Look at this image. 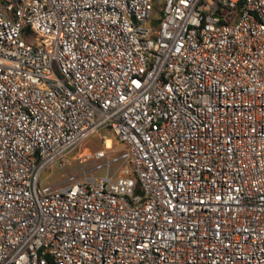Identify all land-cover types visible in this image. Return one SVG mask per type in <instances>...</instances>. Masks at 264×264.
I'll list each match as a JSON object with an SVG mask.
<instances>
[{"label":"built area","instance_id":"obj_1","mask_svg":"<svg viewBox=\"0 0 264 264\" xmlns=\"http://www.w3.org/2000/svg\"><path fill=\"white\" fill-rule=\"evenodd\" d=\"M49 263L264 264V0H0V264Z\"/></svg>","mask_w":264,"mask_h":264},{"label":"rangeland","instance_id":"obj_2","mask_svg":"<svg viewBox=\"0 0 264 264\" xmlns=\"http://www.w3.org/2000/svg\"><path fill=\"white\" fill-rule=\"evenodd\" d=\"M103 137L110 138L111 135L108 132L99 131L80 142L68 153L61 167L50 166L40 172L39 184L55 188L74 179L97 178L105 174L107 159L110 161L109 172L111 173L120 165V161H116L115 158L123 151V146L120 143L110 142L109 148L104 150ZM100 149L104 150L107 159L93 158V153Z\"/></svg>","mask_w":264,"mask_h":264},{"label":"trees","instance_id":"obj_3","mask_svg":"<svg viewBox=\"0 0 264 264\" xmlns=\"http://www.w3.org/2000/svg\"><path fill=\"white\" fill-rule=\"evenodd\" d=\"M153 22H156V20H154ZM110 139H111L112 143H115V144L118 143L112 136L110 137ZM49 264H51V263H49Z\"/></svg>","mask_w":264,"mask_h":264},{"label":"bare ground","instance_id":"obj_4","mask_svg":"<svg viewBox=\"0 0 264 264\" xmlns=\"http://www.w3.org/2000/svg\"><path fill=\"white\" fill-rule=\"evenodd\" d=\"M105 143H106V145H109V141L108 140H106Z\"/></svg>","mask_w":264,"mask_h":264}]
</instances>
